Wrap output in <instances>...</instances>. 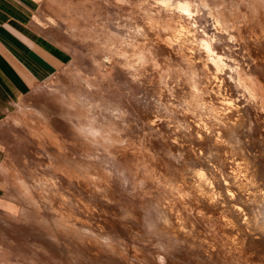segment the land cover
I'll return each instance as SVG.
<instances>
[{
	"label": "rangeland",
	"instance_id": "1",
	"mask_svg": "<svg viewBox=\"0 0 264 264\" xmlns=\"http://www.w3.org/2000/svg\"><path fill=\"white\" fill-rule=\"evenodd\" d=\"M28 1L35 29L72 58L0 124V264H209L160 229L180 204L182 174L232 178L226 141L264 149V105L245 100L236 71L264 91L250 40L264 31V0H188L192 17L156 0ZM210 11L244 41L217 29ZM179 20L196 21L198 39L216 36L234 68L222 89L204 53L172 38ZM224 98L250 121L232 138L217 129L231 111Z\"/></svg>",
	"mask_w": 264,
	"mask_h": 264
},
{
	"label": "bare ground",
	"instance_id": "2",
	"mask_svg": "<svg viewBox=\"0 0 264 264\" xmlns=\"http://www.w3.org/2000/svg\"><path fill=\"white\" fill-rule=\"evenodd\" d=\"M159 4L193 16V5L188 0H162ZM210 16L213 25L223 33L226 32L230 39L237 37L244 41L243 34H233L232 26L222 16L213 12ZM195 28L196 21L179 20L171 34L172 38L181 45L189 44L192 49H200L204 53L205 64L212 62L215 69L214 74H209L210 81L218 84V89H222L223 74L233 67L224 53L215 49L216 36L198 39ZM250 40L260 53L255 57L256 63L264 64V31L251 36ZM242 69V66L236 67L245 100L247 98V102L254 105H264V91L260 83L250 82ZM224 99L231 111L221 115L218 118L220 121L217 119V129L223 137L232 138L234 133L241 132L250 121L245 105L232 98ZM245 137L248 138V135ZM226 142L227 151L235 157L232 178H219L217 171L204 167L190 169L189 177L182 174L180 179L184 189L179 196L180 204L168 205V217L163 220L160 234H170L174 236L170 238L180 239L192 252L198 251L205 259H209V264H264V219H261L259 211L264 201V170L259 166V158L264 156V149L258 148L249 154L234 142L235 145ZM201 171L204 173L203 177L198 175ZM249 201L256 203L253 208L245 204Z\"/></svg>",
	"mask_w": 264,
	"mask_h": 264
},
{
	"label": "crops",
	"instance_id": "3",
	"mask_svg": "<svg viewBox=\"0 0 264 264\" xmlns=\"http://www.w3.org/2000/svg\"><path fill=\"white\" fill-rule=\"evenodd\" d=\"M35 2L0 0V124L71 61L62 42L33 26Z\"/></svg>",
	"mask_w": 264,
	"mask_h": 264
},
{
	"label": "clouds",
	"instance_id": "4",
	"mask_svg": "<svg viewBox=\"0 0 264 264\" xmlns=\"http://www.w3.org/2000/svg\"><path fill=\"white\" fill-rule=\"evenodd\" d=\"M160 2H162V0H157V3H160ZM205 7H207V5H205ZM209 15H211V12H209ZM193 27H195V25H193ZM198 175L203 177L204 176L203 171L199 172ZM160 259H161V261H163V257H160Z\"/></svg>",
	"mask_w": 264,
	"mask_h": 264
}]
</instances>
